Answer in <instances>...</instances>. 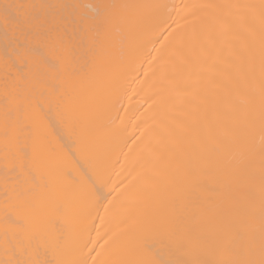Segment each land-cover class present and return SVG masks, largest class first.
<instances>
[{
    "label": "bare ground",
    "instance_id": "obj_1",
    "mask_svg": "<svg viewBox=\"0 0 264 264\" xmlns=\"http://www.w3.org/2000/svg\"><path fill=\"white\" fill-rule=\"evenodd\" d=\"M0 264H264V0H0Z\"/></svg>",
    "mask_w": 264,
    "mask_h": 264
}]
</instances>
